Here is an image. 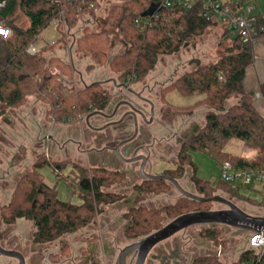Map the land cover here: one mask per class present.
I'll return each instance as SVG.
<instances>
[{
	"label": "trees",
	"instance_id": "1",
	"mask_svg": "<svg viewBox=\"0 0 264 264\" xmlns=\"http://www.w3.org/2000/svg\"><path fill=\"white\" fill-rule=\"evenodd\" d=\"M7 7L0 15L3 24L12 30L8 40L0 38V105L18 109L27 104L30 96H37L49 106L48 114L56 123L73 124L93 111L104 110L109 103L107 90L101 83H93L79 90L65 86L60 73L69 71L72 66L60 57L46 59L41 54L30 55L27 48L36 44L43 30L49 28L53 20L61 17L72 29L77 26L85 7L97 0H6ZM106 22L118 35L122 36L128 48L122 53L112 55L110 35L105 31L95 32L86 25L77 38V47L92 56L99 66H108L119 78L131 83L146 79L156 67L161 55H172L180 51L185 43L202 35L210 26L199 17L197 9H165L146 17L150 23L145 30L136 26L137 19L152 5L158 6L159 0H110ZM19 8L29 20L25 30L13 26L11 17ZM264 22V15L259 16ZM254 55L251 44L233 41L226 55L211 65H201L182 75L168 85L164 94L177 92L183 98H199L197 105L205 104L211 108L205 114V126L195 137L184 142L179 155L183 174L185 167L192 169V181L204 198H212L219 190L228 193L231 198L264 207L260 202L247 197L242 189L220 178L216 186L198 176V166L192 153L203 152L216 159L220 166L225 162L235 170L264 173V117L255 107L252 94L244 91L243 81ZM222 73L224 80H220ZM264 97V84L261 86ZM232 94L241 95L237 105L227 108L226 101ZM202 97V98H200ZM4 111L0 108V117ZM233 139L241 140L246 146L257 151L253 158L235 156L224 151ZM67 162H54L48 156H42L33 162L31 170L17 182L8 205L3 207L4 220L12 224L17 219H27L34 223L33 241L38 245L52 243L67 234H73L88 226L99 207L120 200L121 196L108 193L105 189L119 183L122 176L105 170L81 169L82 176L77 179L81 191L79 203L62 200L56 185L45 182L42 169L49 167L57 176H61ZM69 164V163H68ZM62 177L59 178V180ZM169 188L165 181L149 182L147 187H139L144 192L161 193ZM212 202H197L188 198L178 199L174 204L163 208H137L127 217L132 226L126 235L130 239L142 238L163 227L159 215L175 219L183 214L196 211H209ZM208 241L219 243L221 229H205L202 232ZM223 242V241H222ZM252 252L246 251L240 256V262L250 259ZM194 264H219L215 256H201ZM240 264V263H239Z\"/></svg>",
	"mask_w": 264,
	"mask_h": 264
},
{
	"label": "rangeland",
	"instance_id": "2",
	"mask_svg": "<svg viewBox=\"0 0 264 264\" xmlns=\"http://www.w3.org/2000/svg\"><path fill=\"white\" fill-rule=\"evenodd\" d=\"M253 2L257 5V11L264 14V0H253ZM109 6L110 4L105 0H99L98 6L94 9L87 10L85 14H83V16L80 18L77 26L71 29V32L77 34V36H80L82 32L81 29L84 26V20L86 21V19H88V22L89 20H95L96 24L90 22V26L96 31H105L110 35V40L114 44V46L112 47L111 55V57H113L118 53H122L125 47L122 37H120L117 32L114 31L112 27L106 22V18L109 12ZM11 21L13 23V26L23 30L27 29L30 24L28 18L19 8H16V10L14 11L11 17ZM58 31L65 32L62 24H60ZM41 34L43 38L49 43H47V41L45 42L47 47L46 49L44 47H41L42 49H40V54L44 57H49L51 55H57L59 57L63 56L61 58L64 61L68 62L70 66H72V68L67 72H63L60 69L53 70L55 73H60L61 80L64 82L65 86L69 85L68 88H73V90H79L83 88L80 86L81 84L77 80L78 76L77 73L74 72L75 70L78 72L81 71L82 73H84V75H88L89 77L87 79V82L89 83L90 81H97L98 79L106 80L112 77L116 78L118 76L108 66H99L94 61V59H92V56L88 53L79 51L77 44H75L74 46L77 51L76 53L73 52V56H71L70 58L69 48L72 47L73 39H69L65 35L58 36L53 27L46 28L42 31ZM57 37H59L60 39ZM51 41H54V44H50ZM41 42L43 43L42 40ZM232 45L233 40L230 39L225 29L221 28V26L218 25L210 26V28H208L202 35L194 37L193 39L185 43L179 52L172 55H161L156 67L148 74L146 79L137 84H134V89L141 90L143 84L147 83L150 87H152V89L155 88V90L152 94L145 92V96L152 98L154 101H157V97L155 95L160 88L159 86L155 87L156 84L162 83V85H164L165 83H169L170 85V83H174L182 75L193 71L197 67V61H199L201 65H211L216 63L226 55L227 49L231 48ZM248 67H250V72L255 71L256 67L254 64V60ZM73 72L75 73L74 75ZM248 80L250 82V79ZM263 84L264 78L260 79L257 77L255 82L251 83V87H248L246 82L243 83V87L245 93L253 95L255 107L264 117V97L261 94V86ZM107 88L109 90H113L111 85H109V87ZM108 93H111V91H108ZM165 98L166 102L168 103V107L164 108H166L169 114L172 112L171 109L169 110L170 106L173 111H183L190 109L196 112L195 120H198V122L200 121L205 124L204 116L207 111L211 109L207 105V103L197 105L196 101L199 98H183L175 91L168 93ZM240 98L241 95L232 94L226 101L227 108L237 105L240 101ZM28 103L29 100L27 104L17 109H21L23 110V112L26 111V114L24 115L25 121L28 124V129H25V124H21L18 125V127L14 128L16 132H14L13 139L9 136L10 134H8V138L10 137L11 141L14 143V146H16L17 148H8L9 151L7 150L5 155H11V153H13L15 150L16 155L12 156V158L11 156H8L9 158H3L5 161L4 163L6 164L7 161L9 163V160H12L9 165H12V167L14 168L11 170L6 168V170H8L7 174L11 171L9 173L8 181L5 183L0 182V189L6 190V193L1 195L0 197V244L5 249L17 250L23 253L26 258L27 264H31L32 261H34V264H56V262H54V259L59 260L60 262L62 260V262L71 260L75 255L79 254L78 252H81L82 248L84 249V247L82 246H84L83 244L85 240L96 234H102V236L106 237L107 243L110 244L108 245V249L112 250L113 254L116 253L117 250H120L127 244V240H125L126 237H124L122 234L129 218L126 216L124 221L120 220L121 218H123L122 209L125 210L124 208H111L107 209L103 213L99 210V213L94 216L92 222L88 226L79 229L73 234L64 235L55 242L47 243L45 245L34 244L33 235L35 232V226L32 221L27 219H17L14 223L9 224L4 220L3 207L9 204L12 192L17 182L21 177H23L31 170L33 162H35L37 159L41 158L42 156H48L50 160H53L54 162H67L65 168L63 169V173L60 176L62 177L60 180V177L57 176L55 172H53L49 167H45L44 169H42L41 173L47 184L51 186H57L60 199L65 201L72 200L76 203H79L81 201V191L79 190L76 182L77 179L82 176V170L80 169L81 167H79L78 164L75 163V161L81 162L86 168L85 170H87V172L90 167L94 165L93 162H90L88 156H78L75 150L71 153V155H68L65 154L64 151H59L57 147L52 146L50 143V138L56 136V133H58V137L60 140L66 139L68 136L76 139L80 138L74 137L72 131L70 133H64V131H67L69 128L67 124L53 123L51 116H49L48 114L49 106L41 98L34 95V104H31L30 109L28 108L27 110L26 106L28 105ZM159 106L161 107L162 105ZM29 110H31V112H29ZM186 117L188 116L186 115L177 117L176 115H172L169 118L170 120L168 121V123L170 124L167 127V131H159L158 128H154V136H170L172 134V129L176 130L177 128H179L184 123V121L187 120ZM93 123L95 122L93 121ZM82 124L83 122L80 123V127L82 126ZM95 124L98 125V122ZM61 130L63 131L61 132L63 136H60ZM9 132L11 133V131ZM89 132L90 131H86L87 142L93 143V139L90 136L94 134L90 132L89 136ZM88 136L90 138H88ZM29 142L33 144L32 148H27V150H25L24 146H27V144L29 145ZM171 144H174L175 152H172V154H166H169V156L171 155V159L176 161L177 157L174 158L173 155L175 154L177 156L178 149H180L182 144L177 140L172 141ZM11 145L12 143L8 144L9 147H11ZM91 146H93V144H88L87 146L84 145L83 148H90ZM163 146L164 144H162V147ZM224 151L231 155L243 156L248 158H253L257 153L255 149L246 146L243 141L237 139L231 140L225 146ZM192 156L198 166V176L210 182L211 185L216 186L221 178V166L219 162L216 159L208 156L207 154L199 151L193 152ZM73 160L75 161L73 162ZM1 163L3 165H6L3 162ZM162 166L169 167L168 163ZM4 168L5 167H3V169ZM159 169H161V167H159ZM0 174L4 175L6 173H3V170H0ZM188 174L192 175L191 168L188 169ZM180 181L186 190L190 191L194 189L189 176L180 179ZM125 186L126 183H115L105 190L119 192H121L122 190L123 192H125ZM245 188H242V192L247 197L252 198L257 202H260L262 200L259 190H248ZM257 188H259V186ZM217 194L230 199L237 206L248 213L259 215L264 212L263 207L257 205V203H255L256 205L254 206L253 203L245 202L236 198H231L230 195L223 190H219ZM181 198L184 197L175 189V187L169 186L167 190L158 193V196L148 195L144 199H142L145 205L152 207V209H159L163 208L162 206L164 204L172 203ZM142 199H139L138 201H142ZM101 206L102 205H100V207ZM211 206L214 210L227 209V207L221 203H212ZM159 216H161L162 218V220L160 221L163 226L173 220L164 214ZM216 227L221 229L219 243L217 244L214 241H208L204 236H202V233L199 231V226H191L188 230H185L183 232L180 231L168 241L170 242V240H173V238L175 237L180 238V242L182 243V240L186 241L191 250L193 249L192 247L196 249L194 256L199 254H201V256L207 254L212 256L214 255L218 262L231 264L230 262H233L235 260V256H237L239 249L241 250L246 246L250 231L221 225H218ZM127 238L129 237L127 236ZM204 240L209 243H202V241ZM63 249H65V252L62 255L63 258H61L62 256L60 255ZM220 249L224 250V254L222 256H218V252ZM100 253L101 252H98L97 254V256H99L98 258H100ZM0 264H18V261L16 259L0 255Z\"/></svg>",
	"mask_w": 264,
	"mask_h": 264
},
{
	"label": "flooded vegetation",
	"instance_id": "3",
	"mask_svg": "<svg viewBox=\"0 0 264 264\" xmlns=\"http://www.w3.org/2000/svg\"><path fill=\"white\" fill-rule=\"evenodd\" d=\"M101 84L103 86L105 85L106 88L109 87V85L113 88V90L105 88L107 90V95L109 96L108 106L104 110L93 111L87 116L81 117L77 124H67L69 128L65 132L70 133L72 131L74 137H79L80 139L68 136L66 139L60 140L58 135L50 138L51 145L58 149L62 148L65 154L71 155L75 150L78 156H88L90 162H93L94 164L90 167L89 171L92 169H100L122 176L119 183H126L125 192L122 190L121 192L106 190L108 193L120 195L121 198L116 202L103 204V208L102 206L99 207L100 212L103 213L111 208H124L125 210L122 209V214L125 218V216L134 209L152 208L145 205L143 199L148 195L158 196V194L154 192H144L139 189L140 186L143 185L144 187H147L149 182H153V180L147 179L145 175H164L172 177L176 179L183 188L184 186L180 179L189 176L194 188L189 192L202 197L191 179L192 175L188 174L189 167H185L182 175L177 172L181 168L179 155L183 149L184 142L198 135L205 126L203 122L195 120L196 112L190 109L183 111L174 110L175 112L173 114H171L172 112L169 114L166 108H164L168 107V103L165 100L164 90L169 83L155 85V87L159 86L160 88L155 95L157 101L145 96V92L152 94L155 90V88L152 89L147 83L143 84L141 90H135L134 84L137 83H131L127 80L124 81L120 79L118 75L116 78L102 80ZM108 91H111V93H108ZM129 103L133 104L146 116V119H144L140 115H137V126ZM159 105L162 106L160 107ZM170 109L172 111L171 106L169 110ZM95 112H101L102 114H96L88 121L87 117ZM182 113H185L188 116L186 117L187 120H185L176 130L172 129V134L170 133V136H154V128H158L159 131H167V127L170 124L168 123L170 120L169 118L172 115H176L177 117L186 116ZM93 121L95 123L98 122V125L93 123ZM82 122L83 124L80 127V123ZM53 123L56 122L53 121ZM86 131H90L94 134L90 136L89 132V136L93 139V143L87 142ZM89 136L88 138H90ZM174 140H177L182 144L180 149H178L177 156L175 154L173 155L174 158L177 157L176 161L171 159V155L169 156V154H166H172V152H175L174 144H171ZM86 144H93V146L90 148H83L84 145L87 146ZM162 144H164L163 147ZM142 156L144 157L143 159L135 160L137 157ZM74 161L75 160H73V162ZM75 163L81 167L80 169H86L81 162L75 161ZM166 163H168L169 167L162 166ZM159 167H161V169H159ZM163 181L169 184V186L174 187L167 180ZM139 199H142V201H138ZM172 204L174 203L164 204L162 207ZM209 211H214V209L211 207ZM199 227L200 232L210 228L207 225ZM129 228L130 227H125L122 234L126 237L125 240H127V244L120 250H117V252L115 251L116 253L114 254L112 253V250L108 249V245L110 244L107 243L106 237L102 236V234H96L84 241V246L82 247H84V249L86 247V249L84 250L82 248L81 252H78L79 254L75 255L71 260L64 262H62V260L61 263L59 260L54 259V262H56V264H121L120 253L122 250L130 244L144 238H127L126 233ZM188 229L189 228L185 230ZM169 239L159 243L152 249L145 264H194L195 260L201 257V254L199 253V255L194 256L196 249L192 247L193 249L191 250L186 241L182 240L181 243L179 240L180 238L175 237L169 242ZM64 252L65 249L62 250L60 256H62ZM98 252H101L99 254L100 258L97 256ZM137 254L138 252L136 249L128 250L124 253L122 260L125 264H135ZM61 258H63V256ZM25 264H27L26 258ZM31 264H34V261H32Z\"/></svg>",
	"mask_w": 264,
	"mask_h": 264
},
{
	"label": "built area",
	"instance_id": "4",
	"mask_svg": "<svg viewBox=\"0 0 264 264\" xmlns=\"http://www.w3.org/2000/svg\"><path fill=\"white\" fill-rule=\"evenodd\" d=\"M110 5V0H105ZM122 2V0H119ZM99 0L92 2L90 6L85 8L94 9L98 6ZM6 0H0V15L7 7ZM159 8L165 9H182L195 10L197 9L200 18L207 22H211V26H221L225 29L231 40L238 39L242 44H264V22H259V16L264 15L257 11V5L253 0H159ZM151 17V16H148ZM64 12L61 11V17L55 19L51 23V27L58 31L62 24L65 31L69 27L63 20ZM150 21L146 17L136 20V26L145 30ZM12 30L5 26L0 19V38L8 40L12 37ZM27 53L30 55L40 54V50L36 44H31L27 48ZM220 80H224L222 73L219 74ZM221 179L235 187L245 188L250 190H259L261 198L264 200V173L254 171L235 170L233 165L225 162L221 166ZM259 186V188H257ZM264 209V207H263ZM251 214V213H249ZM264 217V212L259 215ZM246 247L240 252V256L246 252H252L253 256L240 262V256L236 264H264V231L261 234L250 231Z\"/></svg>",
	"mask_w": 264,
	"mask_h": 264
},
{
	"label": "water",
	"instance_id": "5",
	"mask_svg": "<svg viewBox=\"0 0 264 264\" xmlns=\"http://www.w3.org/2000/svg\"><path fill=\"white\" fill-rule=\"evenodd\" d=\"M158 10V7L155 5H152L148 11H146L143 14V17L147 16H153ZM259 96V94H258ZM152 104V103H151ZM132 115L135 118V124L137 126V115H140L142 118L146 119L145 114L140 111L138 108H136L133 104L129 103ZM96 114H102L101 112H95L87 117V120L96 115ZM144 157H137L135 160H141ZM147 179L153 180V181H160V180H167L170 182L175 189L185 198L197 201V202H205V201H211L214 203H221L227 207V209L224 210H214V211H196V212H190L187 214H183L166 225H164L161 229L151 233L150 235L130 244L126 248L122 250L120 253V263L125 264L122 260L124 253H126L128 250L136 249L137 259L135 264H145L147 257L149 253L152 251V249L158 245L159 243L173 237L180 231H183L191 226H204L207 225L208 227H216L218 225L221 226H228L233 227L237 229H245L249 231H254L256 233L261 234L262 231H264V217L262 216H253L249 214L248 212L241 209L239 206H237L234 202L231 200L221 196L216 195L212 198H204L200 197L194 193H191L189 191H186L180 183L169 176H151V175H145ZM0 255L14 258L19 261V264H25V257L22 253L16 250H8L2 247L0 244Z\"/></svg>",
	"mask_w": 264,
	"mask_h": 264
},
{
	"label": "crops",
	"instance_id": "6",
	"mask_svg": "<svg viewBox=\"0 0 264 264\" xmlns=\"http://www.w3.org/2000/svg\"><path fill=\"white\" fill-rule=\"evenodd\" d=\"M87 10H89V8H85V10H84V14H85V12L87 11ZM83 16V15H82ZM81 16V17H82ZM95 16H97V15H95ZM90 22H93L94 24H96L95 23V20H93V21H91V20H89V22H88V19H86V21L84 20V26H86V25H89L90 26ZM83 26V27H84ZM51 27V26H50ZM83 27H82V29H83ZM54 29V28H53ZM81 29V30H82ZM93 30L95 31V32H99V31H96L94 28H93ZM55 31V30H54ZM57 34H58V36H66L67 38H69V39H73V42H72V47H70L69 48V54H70V58H71V56H73V52H75L76 53V48L74 47L75 46V44H76V38H78L79 36H77V34H74V33H72L71 32V29L69 28L68 29V31H62V32H59V31H55ZM82 33V32H81ZM81 35V34H80ZM120 36V35H119ZM120 37H122V36H120ZM57 38H59V37H57ZM56 38V39H57ZM60 39V38H59ZM41 40L43 41V43L41 42ZM122 40H123V42H124V47H125V49H127L128 48V45L125 43V41H124V39L122 38ZM47 40H45L44 38H43V36H42V34L40 35V39L38 40V43L36 44L38 47H39V50L40 49H42L41 47H44L45 49H46V47H47V45H46V42ZM45 43V44H44ZM47 43H49L48 41H47ZM50 44H54V41H51L50 42ZM114 46V44L112 43V47ZM50 47V46H49ZM124 49V50H125ZM74 50V51H73ZM252 51H253V55H254V64H255V67H256V69H255V71H252V72H250V67H248L247 68V70H246V76H245V81H243V83L244 82H246V84H247V86L249 87H251L252 85H251V83H253V82H255V80H256V78L258 77V78H264V44L263 43H255V44H253L252 45ZM81 53V52H80ZM86 53V52H85ZM52 57H59V56H57V55H51V56H49V57H46L47 59H50V58H52ZM61 57H63V56H60V58ZM96 69H98V68H96ZM73 71H74V68H73ZM75 73H77V76H78V78H77V80L79 81V83L81 84L80 86L81 87H85V86H89V85H91V84H93V83H96V82H100L101 83V81L102 80H100V79H98L97 81L96 80H94V81H90V83L89 82H87V79H88V75H84V73H82L81 71H74ZM73 72V75L75 74ZM252 74H255V75H252ZM92 75H93V73H92ZM113 78V77H112ZM112 78H110V79H112ZM252 78H254V79H252ZM76 79V78H75ZM248 79H250V82H249V80ZM67 83V82H66ZM69 83V82H68ZM69 86V85H68ZM245 86V85H244ZM104 88H106V86L104 85ZM107 89V88H106ZM179 95V94H178ZM182 97V96H181ZM31 104H34V95L33 96H30V98H29V103H28V105L26 106L27 108V110H28V108L30 109V106H31ZM0 108H1V110H3L4 111V114L0 117V170H3V173H6V174H4V175H1L0 174V182H2V183H5V182H7L8 181V178H9V173L11 172H9L8 174H7V172H8V170H6V168L7 169H13L14 167H12V165H9L10 163H11V161L12 160H9V163H8V161H7V164L6 163H4L5 161H4V159L3 158H5V157H10L11 156V158H12V156H14V155H16L15 154V152H16V150L13 152V153H11V155H5L6 154V152H7V150L9 151V149L10 148H15L16 146H14V143L11 141V139H10V137L13 139V135H14V132H16V130L14 129L15 127H18V125H21V124H25V129H28V124L26 123V121H25V115L24 114H26L25 112H23V110H17V109H12V108H8V107H6V105H3V104H1L0 105ZM33 108H34V106H33ZM22 111V112H21ZM29 112H31V110H29ZM175 111H173L172 110V113H174ZM33 114V113H32ZM204 120H205V116H204ZM3 124V125H2ZM9 131H11V133L9 132ZM61 132H63L62 130L60 131V136H63V134L61 133ZM64 133H65V131H64ZM8 134H10L9 136V138H8ZM57 135H58V133H56ZM9 143H12V145H11V147H9L8 146V144ZM32 143L31 142H29V145L27 144V146H24V148H25V150H27V148H32ZM9 148V149H8ZM17 148V147H16ZM59 151H61V152H63V150H62V148L61 149H59ZM10 154V153H9ZM8 157V158H9ZM1 162H3L4 164H6V165H3ZM3 167H5L4 169H3ZM4 193H6V190H3V189H0V197H1V195H3ZM11 196V195H10ZM177 201V200H176ZM176 201H174V202H172V203H175ZM169 204H171V203H169ZM123 215V214H122ZM126 217V216H125ZM121 221L123 220H125V218H124V215H123V218H121L120 219ZM119 220V221H120ZM132 226V223H131V221L130 220H128V222H127V225H126V227H131ZM205 243V244H207V243H209V242H206V240H204V241H202V243ZM247 245V244H246ZM246 247V246H245ZM245 247L244 248H242L241 250L239 249V251H238V253H237V256H235V260L233 261V262H230L231 264H236V262H237V260L239 259V256H240V252L242 251V250H244L245 249ZM224 254V250L223 249H220L219 250V252H218V256H222ZM203 256H209V254H207V255H203ZM214 256V255H213ZM219 264H224V263H221V262H219Z\"/></svg>",
	"mask_w": 264,
	"mask_h": 264
}]
</instances>
